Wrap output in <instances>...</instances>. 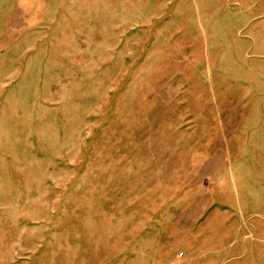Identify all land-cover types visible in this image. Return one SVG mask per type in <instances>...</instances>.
<instances>
[{
	"label": "rangeland",
	"instance_id": "1",
	"mask_svg": "<svg viewBox=\"0 0 264 264\" xmlns=\"http://www.w3.org/2000/svg\"><path fill=\"white\" fill-rule=\"evenodd\" d=\"M0 264H264V0H0Z\"/></svg>",
	"mask_w": 264,
	"mask_h": 264
}]
</instances>
